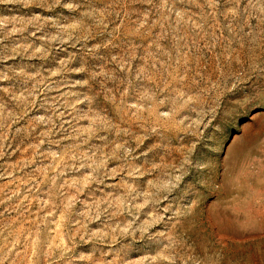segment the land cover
Instances as JSON below:
<instances>
[{
	"label": "rangeland",
	"instance_id": "1",
	"mask_svg": "<svg viewBox=\"0 0 264 264\" xmlns=\"http://www.w3.org/2000/svg\"><path fill=\"white\" fill-rule=\"evenodd\" d=\"M0 264H264V0H0Z\"/></svg>",
	"mask_w": 264,
	"mask_h": 264
},
{
	"label": "clouds",
	"instance_id": "2",
	"mask_svg": "<svg viewBox=\"0 0 264 264\" xmlns=\"http://www.w3.org/2000/svg\"><path fill=\"white\" fill-rule=\"evenodd\" d=\"M66 6L69 7V8L72 7L71 4L66 5ZM175 179H179V178L176 177ZM149 183L153 184V186L156 187L158 190H168L169 186H175L173 180H161L158 184H156L153 181H149ZM145 223H147V221H145ZM124 231L127 232L128 229H124ZM137 231H141L143 233V232H146L147 229L146 228H144V229L138 228Z\"/></svg>",
	"mask_w": 264,
	"mask_h": 264
}]
</instances>
